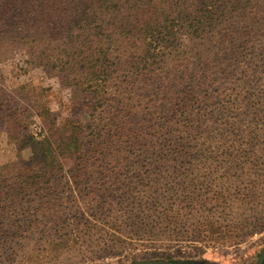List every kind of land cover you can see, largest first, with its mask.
<instances>
[{
  "label": "trees",
  "instance_id": "trees-1",
  "mask_svg": "<svg viewBox=\"0 0 264 264\" xmlns=\"http://www.w3.org/2000/svg\"><path fill=\"white\" fill-rule=\"evenodd\" d=\"M37 73L56 90L33 84ZM28 90H65L66 104L84 110L62 117ZM17 91L39 117L37 135L27 107L11 97ZM173 124L181 127L176 139L166 137ZM0 126L21 138L9 141L15 158L0 161V236L18 198L98 172L113 181L101 187L120 210L119 241L130 234L143 248L203 242L201 227L187 223L196 211L183 209L199 194L189 186L179 193L164 165L264 140V0H0ZM240 151L223 154L244 157ZM128 164L142 168L127 172ZM225 220L208 230L233 235V244L257 229ZM179 253L157 257L184 264Z\"/></svg>",
  "mask_w": 264,
  "mask_h": 264
},
{
  "label": "rangeland",
  "instance_id": "rangeland-1",
  "mask_svg": "<svg viewBox=\"0 0 264 264\" xmlns=\"http://www.w3.org/2000/svg\"><path fill=\"white\" fill-rule=\"evenodd\" d=\"M20 79L28 80L23 76ZM32 83L52 86L55 90L57 86L40 73L34 75ZM22 92L26 97H35L41 106L47 102L52 111L60 112L62 117L76 118L84 110L82 106L66 104L68 93L65 90L45 97L34 95L30 90ZM11 97L15 104L27 107L28 111L24 112L29 129L37 135L42 129L39 117L33 111L30 113L20 92L11 93ZM61 98L64 105L59 102ZM251 117L245 114L242 119L246 121ZM165 130L166 137L176 139L181 127L173 124ZM9 141H21V138L10 139L5 128L0 126L1 162L15 158L14 147ZM236 150L210 147L200 150V155L190 162L164 165L169 171L171 184L181 187L179 193H187L182 189L189 186L199 194L194 198L195 203L191 201L189 207L183 209L187 213L190 209L196 211L190 213L187 223L201 227L199 239H204L203 242L181 241L177 244L175 241L172 247L164 248L160 246L164 243L159 241L152 247L143 248L141 240L130 238V234L121 237L124 242L119 241L117 235L121 226L115 223V217L120 210L112 194L101 187L113 181L101 180L103 174L96 172L77 182L63 180L57 190H43L35 197L18 198V208L4 225L8 226L4 227L8 234L0 236V264H126L142 259L158 260L161 252L175 256L182 252L179 255L183 256L175 259L181 257L184 264H255L264 247V140ZM240 150L246 154L244 157L233 158L223 154H239ZM211 151L214 153L209 157L207 153ZM28 153L25 150L23 156L26 158ZM124 167L127 172L142 168L130 164ZM123 174L142 176L144 173ZM94 189L98 190L91 192ZM213 192H216L215 198L211 199ZM108 209H113L110 214ZM236 218L240 225L244 222L257 225L254 232L242 235L236 244L232 243L233 235L217 236L208 230L219 225L222 219H227L224 221L227 227L232 226ZM56 242L60 244L55 245Z\"/></svg>",
  "mask_w": 264,
  "mask_h": 264
},
{
  "label": "water",
  "instance_id": "water-1",
  "mask_svg": "<svg viewBox=\"0 0 264 264\" xmlns=\"http://www.w3.org/2000/svg\"><path fill=\"white\" fill-rule=\"evenodd\" d=\"M264 258V247L260 250L259 255L255 261V264H261ZM126 264H173L170 261L166 260H153V259H142V260H137V261H132Z\"/></svg>",
  "mask_w": 264,
  "mask_h": 264
}]
</instances>
